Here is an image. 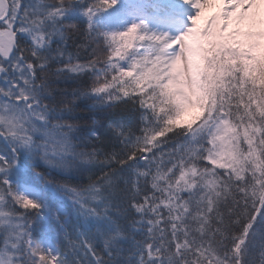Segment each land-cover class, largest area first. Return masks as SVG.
<instances>
[{
    "label": "snow or ice",
    "instance_id": "obj_1",
    "mask_svg": "<svg viewBox=\"0 0 264 264\" xmlns=\"http://www.w3.org/2000/svg\"><path fill=\"white\" fill-rule=\"evenodd\" d=\"M0 264H264V0H0Z\"/></svg>",
    "mask_w": 264,
    "mask_h": 264
},
{
    "label": "rangeland",
    "instance_id": "obj_2",
    "mask_svg": "<svg viewBox=\"0 0 264 264\" xmlns=\"http://www.w3.org/2000/svg\"><path fill=\"white\" fill-rule=\"evenodd\" d=\"M216 10H218V8L209 9L208 12H206V15L209 14L210 12H213V11H216Z\"/></svg>",
    "mask_w": 264,
    "mask_h": 264
},
{
    "label": "trees",
    "instance_id": "obj_3",
    "mask_svg": "<svg viewBox=\"0 0 264 264\" xmlns=\"http://www.w3.org/2000/svg\"><path fill=\"white\" fill-rule=\"evenodd\" d=\"M42 170V169H41ZM72 183H76L75 181H73Z\"/></svg>",
    "mask_w": 264,
    "mask_h": 264
}]
</instances>
